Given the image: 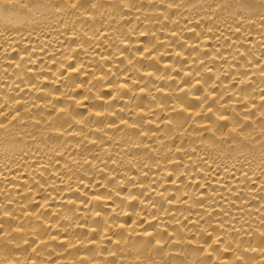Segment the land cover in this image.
Returning a JSON list of instances; mask_svg holds the SVG:
<instances>
[{"label": "bare ground", "instance_id": "1", "mask_svg": "<svg viewBox=\"0 0 264 264\" xmlns=\"http://www.w3.org/2000/svg\"><path fill=\"white\" fill-rule=\"evenodd\" d=\"M0 264H264V0H0Z\"/></svg>", "mask_w": 264, "mask_h": 264}]
</instances>
